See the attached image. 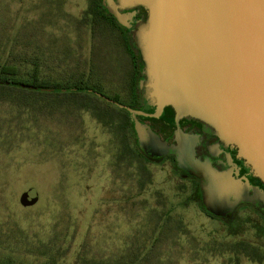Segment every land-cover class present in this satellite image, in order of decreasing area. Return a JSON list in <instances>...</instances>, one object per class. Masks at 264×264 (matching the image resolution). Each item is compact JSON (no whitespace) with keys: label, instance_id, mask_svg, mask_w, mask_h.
<instances>
[{"label":"rangeland","instance_id":"1","mask_svg":"<svg viewBox=\"0 0 264 264\" xmlns=\"http://www.w3.org/2000/svg\"><path fill=\"white\" fill-rule=\"evenodd\" d=\"M87 9V0H0V44L34 57L40 49V62L53 68L55 80H89L115 98L124 80L109 63L108 32ZM0 107L8 121L0 129V259L82 264L84 252L117 263L150 247L159 216L170 212L174 224L156 243L152 263L264 264V241L252 237L250 225L237 226L236 239L249 244L250 253L236 256L222 237L223 247L191 245L193 236H226L225 225L203 213L195 185L170 162L151 164L138 154L121 110L102 120L74 104L26 114ZM9 123L22 133L8 134ZM23 193L40 200L25 208Z\"/></svg>","mask_w":264,"mask_h":264},{"label":"water","instance_id":"2","mask_svg":"<svg viewBox=\"0 0 264 264\" xmlns=\"http://www.w3.org/2000/svg\"><path fill=\"white\" fill-rule=\"evenodd\" d=\"M119 1L148 11L138 44L146 65V99L155 113L133 110L92 89L48 91L93 95L129 112L142 149L154 157L172 154L180 164L185 162L200 180L206 210L222 217L244 201L242 185L196 163L183 151L182 140L177 146L161 142L136 117H159L171 107L177 123L185 117L200 120L237 147L264 183V0ZM39 200L38 194L23 193L20 203L28 208Z\"/></svg>","mask_w":264,"mask_h":264},{"label":"flooded vegetation","instance_id":"3","mask_svg":"<svg viewBox=\"0 0 264 264\" xmlns=\"http://www.w3.org/2000/svg\"><path fill=\"white\" fill-rule=\"evenodd\" d=\"M87 2L88 9L85 11L87 16L92 18L94 24H98L108 32L105 39L108 38L109 46L111 43L108 60L113 66V74H116L119 68L122 79L127 81L122 85L120 92L115 94L118 97V101L115 102L145 114H154L155 108L146 99V65L138 44V34L148 20V11L140 6L124 7L119 0H87ZM105 96L109 98L108 95ZM122 100L125 103L121 102ZM127 103L132 105L129 106ZM125 112L128 114V122L130 120L132 124L135 134L134 143L140 155L151 164L170 162L175 174L193 183L194 198L201 202L208 218L220 220L225 225L227 231L225 237L236 241L240 235L237 233L239 230L237 226L250 225L255 229V235L252 237L264 241V183L239 156L237 147L223 141L214 129L200 120L185 117L177 123V114L171 107L166 108L159 117H136L137 121L150 128L161 142L168 146H177L178 139L182 140L183 151L189 152L196 163L219 174L228 175L242 185L244 201L235 205L233 209L226 210L224 216L216 217L206 210L203 201L205 194L200 189V180L187 170V164L185 162L180 164L176 155L154 157L144 151L137 138L134 119L129 112ZM181 158L183 159V155ZM230 226L233 228L231 231H229Z\"/></svg>","mask_w":264,"mask_h":264},{"label":"trees","instance_id":"4","mask_svg":"<svg viewBox=\"0 0 264 264\" xmlns=\"http://www.w3.org/2000/svg\"><path fill=\"white\" fill-rule=\"evenodd\" d=\"M35 52L38 54L37 57H34L33 54H31V51L29 52L25 49L17 51L14 45L0 44V104H2L0 106L6 107L9 113L16 111V113L19 114H26L31 113L35 109L42 111L43 108L46 109L48 107V110H59L62 107H65V105L69 106L74 104L77 106V109H93L95 115L99 119H109V111L113 112L115 109L109 103L96 96L84 93L49 92L48 90L57 89H92L98 93L104 94L99 85H91L89 80L84 81L80 78L77 79V77H73L71 80H62L63 82L58 79L55 80L51 73L53 68L48 65L46 61H42L43 63L40 62V60H42L40 49H37ZM35 59L36 61L34 62ZM123 82L124 84L127 83L126 80ZM17 85H24L31 88L20 87ZM111 99L118 101L117 96ZM122 112L128 115L125 111ZM2 117L3 116H1L0 112V129H4V126L8 122ZM129 125L132 128V137L135 138L130 120L128 122V126ZM8 129H10V133H8L10 135H19L22 133L14 132L15 130L11 123H9ZM26 130H30V128H25V131ZM2 134L3 133L0 131V135ZM136 149L138 151L137 146ZM138 154L140 155L139 151ZM197 198L199 199L198 195ZM196 202H198L200 209L205 214L201 202L199 200ZM169 214L171 213L164 212L159 216V221L151 234L153 243L144 252L139 251V254H136V256L123 258L117 263L116 261L107 258H100L97 256L88 257V255L83 252L81 253L83 254L82 264H154L158 261V257L154 255L156 243L160 241V237H163L164 231L166 232L168 229H171L173 226L172 224H174L173 218ZM229 228V231L233 229L232 226ZM220 235L217 236L211 233L206 236L204 235L202 238L200 237L201 239L193 236L190 238V243L193 247L197 244H206V248L215 249L224 246V241L221 240L223 238L226 239L225 247L231 248L230 250L233 249L232 251L237 254L236 256L242 251L244 253H250V249H248L250 247L249 244L242 242L237 243L235 240L233 241L224 235ZM227 240L233 242H228ZM228 244L229 246H227ZM254 250L253 251L257 253V250ZM82 251H86V249L83 248L80 252ZM0 264L22 263L9 256L6 259H0Z\"/></svg>","mask_w":264,"mask_h":264}]
</instances>
